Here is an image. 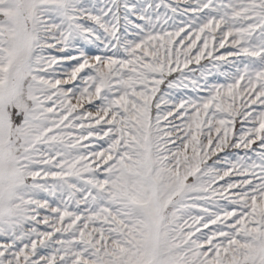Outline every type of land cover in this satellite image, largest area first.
Masks as SVG:
<instances>
[{"label": "snow or ice", "instance_id": "snow-or-ice-1", "mask_svg": "<svg viewBox=\"0 0 264 264\" xmlns=\"http://www.w3.org/2000/svg\"><path fill=\"white\" fill-rule=\"evenodd\" d=\"M0 264H264V0H0Z\"/></svg>", "mask_w": 264, "mask_h": 264}]
</instances>
